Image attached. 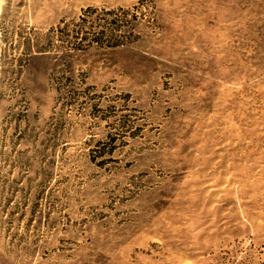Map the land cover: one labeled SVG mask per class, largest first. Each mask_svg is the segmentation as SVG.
I'll return each mask as SVG.
<instances>
[{
	"label": "rangeland",
	"instance_id": "obj_1",
	"mask_svg": "<svg viewBox=\"0 0 264 264\" xmlns=\"http://www.w3.org/2000/svg\"><path fill=\"white\" fill-rule=\"evenodd\" d=\"M0 264H264V0H6Z\"/></svg>",
	"mask_w": 264,
	"mask_h": 264
},
{
	"label": "bare ground",
	"instance_id": "obj_2",
	"mask_svg": "<svg viewBox=\"0 0 264 264\" xmlns=\"http://www.w3.org/2000/svg\"><path fill=\"white\" fill-rule=\"evenodd\" d=\"M6 0H0V25H1V19L3 16V9H4V3ZM0 57H1V33H0Z\"/></svg>",
	"mask_w": 264,
	"mask_h": 264
}]
</instances>
